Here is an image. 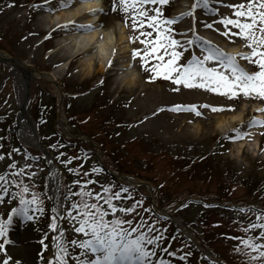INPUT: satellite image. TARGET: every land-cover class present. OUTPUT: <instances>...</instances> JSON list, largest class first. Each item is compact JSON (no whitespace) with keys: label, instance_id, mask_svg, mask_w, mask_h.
I'll list each match as a JSON object with an SVG mask.
<instances>
[{"label":"rangeland","instance_id":"obj_1","mask_svg":"<svg viewBox=\"0 0 264 264\" xmlns=\"http://www.w3.org/2000/svg\"><path fill=\"white\" fill-rule=\"evenodd\" d=\"M39 1L43 0H0V52L24 63L30 71L49 73L54 69L52 55L56 52L57 41L63 35L58 31L50 37L45 31H40L38 35L36 32L31 35L30 32H33L40 18L50 15L55 19L63 11L39 12L34 7ZM102 1L107 5V18H114L125 25L124 13L119 9L112 12L111 0ZM55 2L59 3L60 0ZM239 2L220 0L222 4ZM194 3L195 0H170L168 5L162 6L163 14L166 18L181 16L191 11ZM220 3L213 4L219 16H231L233 10L220 6ZM10 4L13 6L8 7ZM194 16L197 34L202 39H215L225 52L229 48L234 49L231 54L249 51L239 38L230 40L220 32L216 36L213 28L223 31L222 25L214 24L212 29L203 26L202 21L211 23L218 16H205L199 9ZM192 27V17L173 26L176 31H188ZM125 28L127 37L116 53H119L120 59L126 60L127 67L124 69L136 72L139 80L135 86L124 84L118 90L115 84L117 75H114L116 70H102L98 59H94L91 73L83 66V59L76 60L58 80L65 119L72 136L68 135L67 128L59 124L54 84L38 78L30 83L29 114L37 126L41 144L53 153L58 165L60 200L63 201L67 186L77 179L98 181V184L89 186L97 190L100 185H114V191L119 190L120 186L127 187L129 193L124 195H131L132 199L117 203L129 206L135 201H143L142 207L137 209L140 215L135 217L136 222L143 216L150 224H155L160 230L155 234L164 237L160 241L161 247L177 253L175 257H168L160 252L164 259H170L172 264H219L197 249L200 248L225 264H245L247 257L235 251L240 242L232 238L246 239L249 235L258 236L260 231L244 233L240 230V224L247 226L255 220V215L242 213L239 209L250 205L264 209V129L247 127L253 118L264 119V113L258 111L264 108V102L246 99L242 95L228 99L214 93L210 94L213 97L211 100L207 97L209 92L202 89L182 91V86H179L180 91L177 92L173 91L177 86L163 78L150 81L151 73L144 71L139 58L133 61L130 55L133 48L142 50L143 45L130 43L129 36L133 33L130 27L125 25ZM191 35V31H188V36ZM187 58L186 53L181 63ZM239 63L249 72L256 70L254 65L244 60ZM23 77V72L18 71L13 62L7 59L0 61V155L5 156L0 161V174L11 171L8 165L13 162L17 165V171L30 165L25 168L23 179L40 194L45 212L42 216L38 212L30 213L35 217L33 221L14 216L7 235L10 243L5 246V251L10 257L9 264H48L53 238V232L49 230L52 216L47 198L48 169L45 161L37 159L40 152L25 147L16 134L11 136L20 109L17 100L27 82ZM192 92L199 99V105L207 104L225 110L212 112L211 107H198L200 116L186 111H160L161 108H171L169 99L173 96L183 105H191L189 97ZM164 112L178 122L177 126L170 127L172 130L157 126L158 118ZM233 117H236L235 125L225 132H218L220 123ZM234 129L248 131L250 135L234 139ZM254 141L259 146L256 152L250 147ZM52 145H56V148ZM12 149L19 151L12 152ZM69 157L73 158L72 162L65 165L63 162ZM93 166L103 171L92 173ZM104 167L147 184L150 189L144 185L134 188L122 179H114ZM69 169H79L81 175L77 176ZM32 172L36 175L29 179L28 174ZM84 172L90 175L83 177ZM78 190V187L72 188V191ZM148 195L160 211L173 216L185 227L186 236L171 219L156 215L151 201L147 199ZM27 198H31L30 193ZM10 199L9 194L0 204V219H7L11 209L19 207L18 198L8 203ZM63 222L64 238L67 241L77 238L78 234L72 230L73 222L67 219ZM41 240L44 244L40 243ZM44 245H47V250ZM78 252L79 249H76ZM181 256H185V259L181 260ZM3 259L4 256L0 255V264ZM70 264L73 262L70 261Z\"/></svg>","mask_w":264,"mask_h":264},{"label":"snow or ice","instance_id":"obj_2","mask_svg":"<svg viewBox=\"0 0 264 264\" xmlns=\"http://www.w3.org/2000/svg\"><path fill=\"white\" fill-rule=\"evenodd\" d=\"M78 2L94 3L96 0H78ZM111 3L112 12H117L119 9L125 15V25L130 27L133 33L129 36V42L132 44L138 42L143 45L142 50L133 48L130 55L133 61L139 58L144 71L151 73L150 81L158 77L163 78L177 86L173 88V91L177 92L180 91L179 86H182L190 90L202 89L228 99H236L242 95L246 99L264 102V0H240L235 4H222L220 0H195L191 11L175 18H166L163 14L162 6L168 5L170 0H111ZM215 3L231 8L233 10L231 16H219L218 9L213 6ZM71 4L72 0L67 2L60 0L58 7L54 8L49 4V0H44L43 5L34 7L37 10L54 12L67 9ZM157 5L159 7H152ZM12 6L8 5V7ZM197 9L201 10L205 16L219 17L211 23L203 22L205 28L212 29L214 24L222 25L223 31L220 29L216 31L230 40L233 37L239 38L249 51L227 53L212 42L202 39L195 28L194 12ZM88 11L92 16L105 12L104 8H89ZM187 17L193 18V27L188 30L192 33L191 37L188 36V31H176L173 28ZM58 27L68 30L70 25H58ZM71 27L73 30L85 32L96 30L91 24H76ZM196 49L199 50V54ZM186 53L188 58L181 63ZM240 60L254 65L256 70L252 72L245 70L239 63ZM150 61L155 63L150 64ZM198 107L211 106L207 104L174 105L170 109L161 108L160 111H186L200 116ZM224 110L211 107L212 112ZM258 111L264 113V108ZM247 127L264 129V119L253 118ZM233 131L234 139H243L250 135L248 131L239 129ZM52 147L56 148V145ZM18 151L19 149H12V152ZM4 159L5 156L0 155V161ZM72 159L69 157L63 163L70 164ZM28 167L30 165H25L17 171V165L13 162L8 165L11 171L0 174V204L5 202L9 194L11 199L8 203L17 198L19 200V207L12 208L7 219H0V241H2L0 255L4 256L2 264L10 262L5 246L10 243L7 235L13 224V217L18 216L24 221H33L35 217L30 213L38 212L42 216L45 212L44 201L40 199V194L33 190L34 186L30 187L24 182L23 175L25 168ZM102 171V168L96 166H93L91 170L92 173ZM69 172L77 176L81 175L79 169H69ZM28 175L31 179L36 173L32 172ZM52 175L59 179L57 173ZM82 175L88 177L90 173L84 172ZM96 184L98 181L92 179L73 181L72 185L67 186L68 191L63 201L58 202L63 207H52L53 215L49 230L53 233L57 231V217H59L61 220L67 219L73 222L72 230L78 236L71 241L64 238V231H61L59 236H54L53 246L56 251L54 260H51L49 264H70V261L73 264H172L170 259H164L159 253L163 252L168 257H175L177 253L161 247L160 241L164 237L162 234H155L160 231L155 224H150L143 216H140L138 222L135 220V217L140 215L137 209L142 207L143 201H135L129 206H123L117 202L132 199L131 195H124L129 193L127 187L120 186L119 190L115 191L114 185H100L99 190L89 187ZM73 187H78L79 190L72 191ZM13 188L16 190L12 191ZM29 193L31 198H27ZM144 211L151 210L144 209ZM239 211L255 215V220L247 226L240 224L242 232L250 233L257 229L260 231L258 236L249 235L246 239L233 237L232 239L240 242V246H237L235 251L247 257L245 264H264V209L257 211L249 206L242 207ZM40 243L44 244V241L41 240ZM44 247L47 250V245ZM76 249H79L78 254ZM180 259L184 260L185 256H181Z\"/></svg>","mask_w":264,"mask_h":264},{"label":"bare ground","instance_id":"obj_3","mask_svg":"<svg viewBox=\"0 0 264 264\" xmlns=\"http://www.w3.org/2000/svg\"><path fill=\"white\" fill-rule=\"evenodd\" d=\"M57 0H49V4L52 7H58L59 3H56ZM63 2H67V0H63ZM77 3V4H76ZM43 1H39V4L37 5H43ZM77 5V6H76ZM106 4L102 0H96L94 3H79L78 0H72V4L67 9H61L63 12L60 14H57L55 19L51 17L50 15H47L46 17H42L38 20V22L35 24L33 32H30L31 35L36 32V35L40 31H45L47 34L52 35L55 32H59L63 35V38L59 39L56 44V52H54L53 56V64L54 69L53 71L42 74L36 71H30L26 69L22 64L18 61H15L17 63L18 71L23 72L24 79H43L47 82L53 83L55 86V92L57 94L58 102H57V112H58V121L61 127H65L68 129V135L72 136L71 132L72 130L68 127V123L65 119V111H64V102L61 100V87L58 85V80L61 79L69 70L70 66L79 59L84 60L83 66H85V69L88 71V73H91L93 70L94 65V59L99 60V64L102 70L105 71H113L116 70L114 75L117 77L115 78V84L118 87V90L122 89V85L126 84L129 86H135L136 81H138V76L134 70H126L124 69L127 67L126 60L120 59L119 53H116L117 48L119 47L120 43L126 39L127 30L125 28V25L122 24L120 21L115 20L114 18H107L106 13L104 14H97L96 16H92L89 14V8H104L106 11ZM47 7V5H45ZM46 11L43 9H40L39 12ZM202 22H209L210 21H202ZM70 25L68 30H64L62 27L63 25ZM76 24H91L97 29L96 31H89L85 32L83 30H73L71 25ZM214 33L219 35V32L216 31V28H213ZM30 34H28L29 36ZM33 37H31L32 39ZM216 46L220 48V44L216 43L215 39L211 38L205 39ZM214 40V41H213ZM34 43V40L32 41ZM72 46V48H70ZM58 50V51H57ZM199 50L196 49V52ZM234 49L227 50V53H233ZM8 59L9 56L5 53L0 52V61ZM109 61H111V66H109ZM118 66V67H117ZM134 89V88H133ZM182 91L185 89L182 87ZM201 93V92H197ZM207 95V97L211 100H213V97ZM25 91H22V96L20 97L19 104L22 106L21 112L19 115V120L17 123V130H18V136L21 139V141L24 142L26 146H34L36 144V138L33 134V128L32 123L30 121V118H28L27 111L24 107V104L26 102V99L28 97L25 96ZM190 103L199 105V99L196 97L194 92L191 93V97H189ZM209 99V100H210ZM170 107L174 105H183L181 101L177 99L176 96L171 97L170 99ZM168 100V101H169ZM210 100V101H211ZM176 118V117H175ZM236 117L230 118L228 120H223V122L220 123V128L218 129V132H225L230 127H233L235 125ZM178 122L172 118V116L166 112L161 113L158 121L157 126L161 128H166L172 130L170 127L177 126ZM241 147H243L241 145ZM250 147L255 152L259 150V146L257 142H251ZM52 173H56V169L54 165L49 166V170L47 173V180H48V186H47V197L52 207H62V204H58L60 200V194L59 191H57V185H56V177L52 175ZM127 183L131 185L137 186V181L131 179V178H124L122 177ZM146 186H148L146 184ZM149 187V186H148ZM160 212V211H158ZM161 214H167L165 212H160ZM53 215V214H52ZM58 218V217H57ZM176 223L178 224V227L186 232L185 227L176 219ZM60 231L57 229V231L54 233V236H59ZM55 247L53 246V238L51 239V245H50V251L48 256V264L51 260H54L55 256ZM224 264V263H223Z\"/></svg>","mask_w":264,"mask_h":264},{"label":"water","instance_id":"obj_4","mask_svg":"<svg viewBox=\"0 0 264 264\" xmlns=\"http://www.w3.org/2000/svg\"><path fill=\"white\" fill-rule=\"evenodd\" d=\"M37 138H38V137H37ZM37 141H39V138H38ZM42 152L44 153V155H47V154H48V152H46L44 149H42ZM59 226H60V229H62V223H61L60 220H59Z\"/></svg>","mask_w":264,"mask_h":264}]
</instances>
